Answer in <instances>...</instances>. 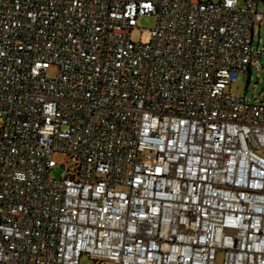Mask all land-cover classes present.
I'll return each instance as SVG.
<instances>
[{
    "label": "built area",
    "instance_id": "2783aa9c",
    "mask_svg": "<svg viewBox=\"0 0 264 264\" xmlns=\"http://www.w3.org/2000/svg\"><path fill=\"white\" fill-rule=\"evenodd\" d=\"M260 2L0 0V264H264Z\"/></svg>",
    "mask_w": 264,
    "mask_h": 264
},
{
    "label": "rangeland",
    "instance_id": "374dc122",
    "mask_svg": "<svg viewBox=\"0 0 264 264\" xmlns=\"http://www.w3.org/2000/svg\"><path fill=\"white\" fill-rule=\"evenodd\" d=\"M219 1V0H213ZM259 11L264 15V2H260L258 5ZM157 19L155 16H142L138 21V26L132 30V39L135 41L148 42L151 39V29L156 25ZM144 28V29H142ZM259 38L262 39L261 43H258ZM255 52H261L264 47V21L262 25L256 27V32L253 41ZM258 62L251 65L249 72H243L239 75L238 79L231 85V92L235 95L246 96L249 100H254L255 96L264 97V55L256 56ZM55 67L50 69V73L55 72ZM58 160H62L64 156L62 154L56 155ZM63 171L61 165H57L52 171L53 177H60ZM224 252L219 251L216 258V264H224ZM80 264H95V261L86 253H84L80 259ZM113 264V263H108Z\"/></svg>",
    "mask_w": 264,
    "mask_h": 264
}]
</instances>
